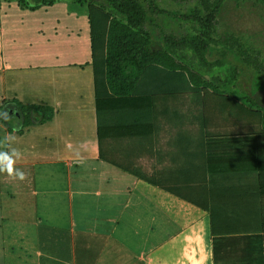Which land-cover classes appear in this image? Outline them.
<instances>
[{
    "label": "crops",
    "instance_id": "1",
    "mask_svg": "<svg viewBox=\"0 0 264 264\" xmlns=\"http://www.w3.org/2000/svg\"><path fill=\"white\" fill-rule=\"evenodd\" d=\"M27 24L0 21V113L16 123L17 100L53 117L21 135L0 120V140L16 137L15 167L29 170L23 181L0 173V264H25L23 247L28 264H263L260 239L211 236L205 211L163 189L216 184L207 169L220 177L224 160L200 131L196 99L157 102L154 117L146 108L147 129L130 124L132 107L118 108L103 153L120 167L101 161L89 35L68 29L62 39L54 27L34 52L23 45Z\"/></svg>",
    "mask_w": 264,
    "mask_h": 264
},
{
    "label": "trees",
    "instance_id": "2",
    "mask_svg": "<svg viewBox=\"0 0 264 264\" xmlns=\"http://www.w3.org/2000/svg\"><path fill=\"white\" fill-rule=\"evenodd\" d=\"M200 1L205 6L203 11L213 15L224 0ZM155 4L154 0H89L86 5L98 157L106 163L119 165L103 153L104 140L108 141L111 136L108 128L115 124L111 115L115 110L132 107L130 124L147 129L151 121L144 120L143 110L147 108L148 114L154 117L157 102L190 93L192 100L195 98L198 102L200 131L210 142L214 141L213 155L224 160V164L220 170L213 171L215 176H220L218 178H213L212 171L207 169L208 185L212 179L214 185L163 189L205 211L211 236H242L252 242L260 239L264 264L262 101L259 97H236L237 94L225 92L216 84L206 83L200 74L180 64L163 48L173 37L163 38L160 46L155 43L158 48L154 47L147 28L156 23L155 15L160 12ZM209 23L210 20L204 21L196 34L185 36L184 40L195 49L208 50L214 42ZM254 64L251 67L256 70ZM218 83L222 85L221 81ZM10 105L16 111V123L13 125L0 118L9 133L21 135L26 127L43 124L53 117L52 109L47 106L23 105L17 100H12ZM220 124H224L226 130L222 134L214 130L219 129ZM17 126L19 130H15ZM208 149L209 158H212V146Z\"/></svg>",
    "mask_w": 264,
    "mask_h": 264
},
{
    "label": "rangeland",
    "instance_id": "3",
    "mask_svg": "<svg viewBox=\"0 0 264 264\" xmlns=\"http://www.w3.org/2000/svg\"><path fill=\"white\" fill-rule=\"evenodd\" d=\"M88 1L0 0V21L4 18L10 23L22 21L24 25H32L29 31L33 32L24 36L27 40L23 45L30 44L34 52L35 48L49 44L48 40L41 41V36L53 34L54 27L57 28L55 36L60 38H64L69 33L68 29H72L88 40ZM154 2L160 12L155 15L156 23L147 28L153 46L155 43L160 46L163 38L173 37L163 48L169 50L180 64L200 74L206 83L216 84L225 92L237 94L236 97H259L264 106V0H224L213 15L212 12L203 11L205 6L200 0ZM42 6L48 10L44 11ZM32 7L41 9L31 10ZM207 20H210L209 30L214 42L206 51L195 49L184 37L196 34ZM37 28L41 30L39 34ZM58 55L59 59L67 57ZM253 64L256 70L251 67ZM184 101L187 106L188 97ZM28 171L24 170L25 173ZM22 262H30V252L24 247ZM41 263L45 264L44 261Z\"/></svg>",
    "mask_w": 264,
    "mask_h": 264
},
{
    "label": "clouds",
    "instance_id": "4",
    "mask_svg": "<svg viewBox=\"0 0 264 264\" xmlns=\"http://www.w3.org/2000/svg\"><path fill=\"white\" fill-rule=\"evenodd\" d=\"M0 118L5 120H10L12 117L8 112L0 113ZM15 130H19V126ZM15 135H6L2 140H0V173L6 174L9 178L13 180H25L26 174L20 169L15 167L16 161L20 158L21 153L12 147L15 142Z\"/></svg>",
    "mask_w": 264,
    "mask_h": 264
}]
</instances>
